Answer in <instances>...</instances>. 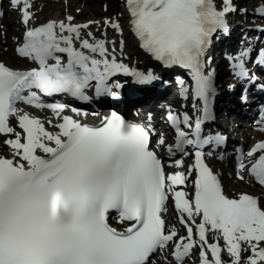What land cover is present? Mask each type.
I'll return each instance as SVG.
<instances>
[{
  "label": "snow or ice",
  "instance_id": "1",
  "mask_svg": "<svg viewBox=\"0 0 264 264\" xmlns=\"http://www.w3.org/2000/svg\"><path fill=\"white\" fill-rule=\"evenodd\" d=\"M35 8L34 0H7L5 10L0 0V20L17 13L23 32L14 51L30 62L0 60V143L8 150L0 154V264H157L153 257L164 251L185 264L194 249L193 264H264V191L230 196L207 159H225L220 149L228 141L207 128L219 96L209 50L230 32V15L248 9L236 0H123L97 35L90 25L98 21L67 15L38 23ZM253 11L264 17V0ZM109 28L119 39H109ZM0 31L7 33L2 24ZM126 31L158 69L131 60ZM226 58L247 102L248 86L261 81L249 65L264 73V47L242 41ZM165 69L183 73L176 83L184 103L165 109L171 139L157 132L151 112L147 123L113 110L91 124L83 109L45 100L65 94L89 101V91L120 97L128 80L168 83ZM256 123L264 132V105ZM234 152L235 176L264 190V139ZM188 155L193 162L185 168ZM170 198L185 234L166 221Z\"/></svg>",
  "mask_w": 264,
  "mask_h": 264
},
{
  "label": "bare ground",
  "instance_id": "2",
  "mask_svg": "<svg viewBox=\"0 0 264 264\" xmlns=\"http://www.w3.org/2000/svg\"><path fill=\"white\" fill-rule=\"evenodd\" d=\"M85 2V7L86 9H97L96 4H97V0H69L68 5L64 6L62 3V0H34L35 3V10H36V14L38 15V20L39 21H45V19L47 20L49 18V15H51V11L54 9L57 10H63L65 11V8L67 10H72V8H74V6H76L78 3L83 4ZM257 1L255 2L256 5ZM6 5V6H5ZM84 6V4H83ZM4 8L5 10H7V0L4 2ZM249 11V10H248ZM85 14V10H81V12H79V14ZM51 17V16H50ZM50 19V18H49ZM251 19V18H249ZM97 21V20H95ZM98 22H100L99 24H94V25H90V28L97 33V35H100L101 32H103V21L98 20ZM0 24H3L4 28L7 29V40L4 44H0V60L5 61L6 63H8L9 65H13L14 60L17 59L16 55L14 54V48L12 45V41L14 38V35H20V30L22 27V25L18 22V16L17 13L13 12V11H7V14L4 16V18L2 20H0ZM231 24V30L228 33V36L226 39L222 40L220 42L221 46H234L235 43L239 40L242 39L244 37V35L247 33V25L243 24L241 26H237ZM235 33V34H234ZM5 33L3 31H0V37L4 38ZM251 35V34H249ZM15 40V39H14ZM231 42V45H230ZM15 44H16V40H15ZM14 44V45H15ZM126 44H128L130 47H132V41L129 40L126 42ZM11 47L13 49V53L11 51ZM224 59H221L219 61V64L222 63L223 64ZM228 90L229 93H227L225 95V98H221L220 101V105L221 107H226L228 105V102L231 100H236L238 98V90H230L229 88L225 89ZM252 91L254 92V90L252 89ZM163 99V98H162ZM161 99V100H162ZM167 100V98L165 99ZM238 101V108L240 109V111L237 114H232L233 117V123L232 125L229 126V128H234V132H238V131H242V139L240 141V145L242 147H244L245 145H249L252 144L254 141L261 139L260 137H262L264 135V132H261L259 130V127L255 122L252 123H240L241 126L243 128H239V118L244 116V112L246 111V105L245 104H241L240 103V95H239V99ZM140 101H134V103L138 104ZM148 105V104H147ZM141 108H144V106H140ZM157 107H159V103H157ZM34 114L43 117H49L51 116V112H42V111H37V110H31ZM155 114L158 115V117L160 118V114H161V110H156ZM141 117V116H139ZM161 119V118H160ZM100 120V116L99 117H94V118H90L89 120H87L89 123L92 124H97ZM163 120V119H162ZM237 123V125L235 124ZM47 127H51L49 125H46ZM226 128V129H229ZM241 129V130H240ZM2 139V137H0V140ZM235 157V153H233V158ZM214 168L216 171H218L221 174V179L223 181L224 187L226 192L232 196L235 195L241 191H256L253 188H251L250 184H246L243 181L238 180V178L235 176L234 174V168L232 163L230 162V159H225L224 161L222 160V162L216 161L215 158H213L211 160ZM223 163V164H221ZM227 167V168H226ZM166 254V253H165Z\"/></svg>",
  "mask_w": 264,
  "mask_h": 264
},
{
  "label": "rangeland",
  "instance_id": "3",
  "mask_svg": "<svg viewBox=\"0 0 264 264\" xmlns=\"http://www.w3.org/2000/svg\"><path fill=\"white\" fill-rule=\"evenodd\" d=\"M69 2V0H62V4L65 6H67L68 5V2ZM90 1V0H89ZM240 1H243V3H241ZM257 0H247V1H244V0H239V2H240V4H241V7H244V8H250V9H248V10H251V12L250 13H252L253 12V6L255 5V2H256ZM117 2H119V4L117 3ZM67 3V4H66ZM84 4V6L81 4V3H78L76 6H74V8H72V11L71 12H66L65 13V11H63V10H57V9H54V10H52L51 11V15H49V18H52V16H61L62 17V15L64 16L65 15V17H66V14L67 13H70V14H77V13H79V12H81L80 10H85V14L84 13H82V14H80L79 16H78V19L79 20H81V21H84V20H88V19H99V20H104L105 18H107V17H114V14L113 13H111L110 11H108L107 12V10L108 9H110V8H112V7H114V5H116V4H118V6H119V10H118V12H120L121 10H122V1L121 0H97V4H96V7H97V9H96V11H95V9H86V7H85V2L83 3ZM105 4H107V6L105 7ZM6 6V5H5ZM82 7H83V9H82ZM252 8V9H251ZM65 10H67L66 8H65ZM249 12V11H248ZM246 13V15H251L250 13ZM115 15H117V14H115ZM51 16V17H50ZM102 16H103V18H102ZM37 17H38V15H37ZM48 18V19H49ZM240 20H243V15L242 16H240ZM98 21V20H97ZM17 36H19V35H14V37H17ZM8 38H7V36L6 35H4V38L3 37H0V44H4L5 42H6V40H7ZM13 43H12V45H14L15 44V40H14V38H13V41H12ZM11 51H12V53H13V50H12V47H11ZM242 117H240L239 119H241ZM246 124V123H245ZM241 126V124L239 123V128H243V127H240ZM241 130V129H240ZM233 158V157H232ZM158 260H160V262L161 263H163V264H167V262H166V260H165V258L163 259L162 257H160V258H157ZM156 260V259H155ZM161 263H159V262H157V264H161Z\"/></svg>",
  "mask_w": 264,
  "mask_h": 264
}]
</instances>
